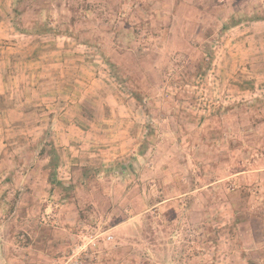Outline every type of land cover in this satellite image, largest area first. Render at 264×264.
<instances>
[{"label":"rangeland","instance_id":"obj_1","mask_svg":"<svg viewBox=\"0 0 264 264\" xmlns=\"http://www.w3.org/2000/svg\"><path fill=\"white\" fill-rule=\"evenodd\" d=\"M11 2L14 57L46 77L0 96V264H264V0ZM52 86L54 118L31 108ZM65 106L87 137L57 180L108 171L50 196Z\"/></svg>","mask_w":264,"mask_h":264},{"label":"crops","instance_id":"obj_2","mask_svg":"<svg viewBox=\"0 0 264 264\" xmlns=\"http://www.w3.org/2000/svg\"><path fill=\"white\" fill-rule=\"evenodd\" d=\"M11 4H12L11 0H0V96L8 94L9 96H11V99H12V96L16 95V94H20L21 96L27 95L29 88L26 91L27 85L24 84V81H23L24 77L27 78L28 80H30V79H34V78H40L41 79V77H46V76L42 75L43 67H41V66L39 67L37 65V63L34 62L33 59L26 58V57L25 58L20 57V59L18 61H16V59L14 57L15 53L18 51L17 49H15L16 43L12 44L10 42V40H8V39H14L16 36H12V34H11L12 28L10 29L8 26V22H6V19L8 20L10 14H11L10 13L11 12V10H10ZM5 41H7L9 43H6ZM28 43H30V42L21 41L19 43V45H21L20 47L23 50V49L27 48ZM3 44H5V47ZM7 46H9V47H7ZM65 48L66 47H64L62 51H67V50H65ZM18 65H19V67H18ZM58 65L63 67L64 63H59ZM15 68H16V70H15ZM58 74H60L59 77H61V78L64 77V74L62 73L61 70H60V72H58ZM18 77L22 78L21 81H23V82L21 85L20 84L15 85L14 82L13 83L8 82V80H10V79L17 80ZM56 77H58V76H56ZM59 80H61V79H59ZM59 80H57V81H59ZM74 81H76V80H74ZM76 82H78V81H76ZM29 83L32 86H34V84L31 83L30 81L27 82V84H29ZM48 83L55 85L58 82L48 81ZM13 89H14V92H13ZM59 94H62V92L55 89L54 86H52V88H46L45 90L40 91L38 93L35 100H31L33 102V106H36L38 108H33V106L31 108L33 110L47 111V114H49V115L51 114V117L54 118V116H52V114L55 113V110L58 108L57 106L59 104V99H60ZM35 103H38V104L35 105ZM71 103H73V102H71ZM13 106H16V105H13ZM11 107L12 106H10V109H8V110L11 111V110L15 109L16 111H20V109H23V108H21V106H20V108H15V107L11 108ZM18 107H19V105H18ZM65 108H66V112L64 113L65 115H63V114L59 115V118L64 120L65 122H62L59 124V129L54 134L55 138L53 140L55 147L58 149L57 151L58 152L60 151L63 154L69 152L72 149L71 145H75L77 143H82L81 147H82V145H85V139H86L85 137H87V135H85L83 133H79L77 131V129H75L76 127L72 126L73 125L72 123L76 122L74 119L76 114L73 116L72 115L70 116V113H69V110H71L72 107L65 106ZM63 109H64V107H63ZM98 152H101V150H98ZM98 152H96V153H98ZM73 158H74V155H71L69 157V159H71L70 161H73V163L72 164L68 163L66 166L67 168L69 167V165L72 166V165L76 164V161L72 160ZM59 159H60V157H59ZM61 160H62V158H61Z\"/></svg>","mask_w":264,"mask_h":264},{"label":"trees","instance_id":"obj_3","mask_svg":"<svg viewBox=\"0 0 264 264\" xmlns=\"http://www.w3.org/2000/svg\"><path fill=\"white\" fill-rule=\"evenodd\" d=\"M264 21V16L261 18H255L254 21ZM22 33H26L28 35H43V34H54L56 31L45 29L42 27H38L35 30L27 31L25 29L20 30ZM50 146V163L49 166H47L46 169L49 171L48 176V184H49V195L50 196H69L72 193H77V191H83L88 192L90 191L94 186L98 184V176L99 174L104 171H108L102 167H95V166H81L76 167L73 169V180L72 183L68 186L63 185L61 182H59L56 178V170L59 165V157L58 152L54 148L53 144H49ZM32 150H34V147H32ZM44 152L42 149L39 153L40 155ZM46 167V166H45ZM14 209L13 204L6 210L8 213H12Z\"/></svg>","mask_w":264,"mask_h":264}]
</instances>
